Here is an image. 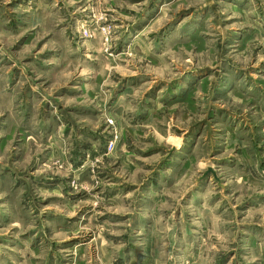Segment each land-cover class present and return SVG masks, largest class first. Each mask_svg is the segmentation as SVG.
I'll use <instances>...</instances> for the list:
<instances>
[{
  "label": "rangeland",
  "instance_id": "374dc122",
  "mask_svg": "<svg viewBox=\"0 0 264 264\" xmlns=\"http://www.w3.org/2000/svg\"><path fill=\"white\" fill-rule=\"evenodd\" d=\"M0 264H264V0H0Z\"/></svg>",
  "mask_w": 264,
  "mask_h": 264
},
{
  "label": "built area",
  "instance_id": "2783aa9c",
  "mask_svg": "<svg viewBox=\"0 0 264 264\" xmlns=\"http://www.w3.org/2000/svg\"><path fill=\"white\" fill-rule=\"evenodd\" d=\"M113 148H114V141H111V142H109L108 149L111 151V150H113Z\"/></svg>",
  "mask_w": 264,
  "mask_h": 264
}]
</instances>
